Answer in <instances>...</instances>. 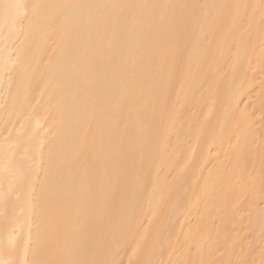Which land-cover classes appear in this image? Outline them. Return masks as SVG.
Instances as JSON below:
<instances>
[{"label": "bare ground", "instance_id": "1", "mask_svg": "<svg viewBox=\"0 0 264 264\" xmlns=\"http://www.w3.org/2000/svg\"><path fill=\"white\" fill-rule=\"evenodd\" d=\"M0 264H264V0H0Z\"/></svg>", "mask_w": 264, "mask_h": 264}]
</instances>
